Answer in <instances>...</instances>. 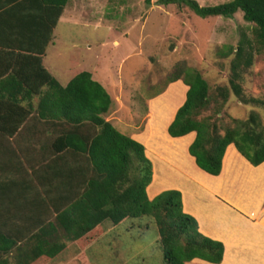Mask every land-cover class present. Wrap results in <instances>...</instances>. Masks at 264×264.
<instances>
[{
	"label": "trees",
	"instance_id": "trees-1",
	"mask_svg": "<svg viewBox=\"0 0 264 264\" xmlns=\"http://www.w3.org/2000/svg\"><path fill=\"white\" fill-rule=\"evenodd\" d=\"M68 2L0 0V47L18 53L43 55ZM151 3L152 0H144L147 7ZM157 3L185 6L203 19L232 17L242 11L243 18L252 23L253 39L245 36L236 46H228L225 54H233L229 87H217L218 95L227 101L232 90L243 103L264 107L263 100L244 95L238 72V69L252 64L254 48L264 50V0H229L204 6L196 0H158ZM40 61L41 58L37 57L40 77L28 75L24 70L17 71V68L12 73L29 82L22 83L27 97L39 98L37 117L64 126L53 142L54 151L83 156L90 175L80 193L68 198L61 208L56 207L52 220L37 221L36 224L31 222L32 217L24 215L23 219L30 221L32 229L15 228L11 231L0 225V264H7L9 254L17 258L14 264H44L66 251L70 242L82 252L104 233L106 221L118 226L141 218L152 220L165 264H187L194 259L220 263L223 243L199 232L196 220L182 212L178 191H162L147 199L145 190L151 182V162L145 156L143 145L105 119L112 103L109 93L86 70L75 74L61 87L40 66ZM176 80L187 87L186 98L168 126V134L177 138L195 132L189 154L201 170L218 175L225 148L230 143L251 164L264 162V126L257 112L251 111L245 119L234 118L231 126L220 128L211 116L200 118L201 113L208 110L211 99L202 75L194 68L183 67L172 74L168 83ZM21 102L17 99L0 101L2 119L14 123L12 129L5 132L10 137L30 115L20 106ZM217 107L220 108L219 103ZM0 166L6 168L7 165ZM17 168L14 166L15 171ZM7 201L2 195L0 202ZM8 205H2L4 211H0V217L8 218L12 223L19 221L21 213L13 211L16 208L12 201ZM78 260L81 264H90L84 253H80Z\"/></svg>",
	"mask_w": 264,
	"mask_h": 264
},
{
	"label": "rangeland",
	"instance_id": "rangeland-1",
	"mask_svg": "<svg viewBox=\"0 0 264 264\" xmlns=\"http://www.w3.org/2000/svg\"><path fill=\"white\" fill-rule=\"evenodd\" d=\"M157 1L147 7L144 0H69L53 33L48 67L54 75L67 76L90 68L113 99L119 88L122 107L114 116H120L115 126L121 131L143 124L149 99L183 67L194 68L207 81L210 106L200 118L211 116L221 128L255 111L264 126V107L243 103L229 88L224 101L217 90L229 87L233 54H225L228 46H236L245 36L253 39L252 23L243 12L203 19L185 6ZM196 1L204 6L229 0ZM238 72L244 95L264 101V50L254 48L252 64ZM65 78L59 75L57 81ZM80 253L90 264H165L157 230L148 218L118 226L106 221L104 233L84 251L70 242L66 251L44 264H81ZM7 259V264L17 260L13 254Z\"/></svg>",
	"mask_w": 264,
	"mask_h": 264
},
{
	"label": "crops",
	"instance_id": "crops-1",
	"mask_svg": "<svg viewBox=\"0 0 264 264\" xmlns=\"http://www.w3.org/2000/svg\"><path fill=\"white\" fill-rule=\"evenodd\" d=\"M52 40L41 56L0 47V101L17 99L22 101L20 106L30 112L10 137L5 132L10 131L14 123L3 120L0 109V165H7L6 168L0 166V198L3 195L8 203L12 201L16 208L13 211L22 215L14 223L0 217V225L11 231L31 228L30 221L23 219L24 215L32 217L33 223L52 220L56 207L61 208L68 198L80 193L90 175L86 158L73 152L54 151L53 142L64 126L37 117L39 98L27 97L22 87L27 79L12 73L17 68V71L40 77L36 62L40 57V66L64 87L81 71L72 76L54 75L46 62ZM85 70L108 92L106 85L94 78L90 68ZM59 75L66 76L62 83L57 81ZM186 89L180 80L167 83L162 92L149 99L143 124L126 132L119 130L143 145L145 156L151 162L152 177L145 190L146 197L150 200L162 191H178L182 212L196 220L199 232L223 243L222 261L214 264H264V162L251 164L230 143L225 148L218 175L201 170L189 154L195 132L177 138L168 134V126L185 101ZM115 93V99L109 93L112 103L104 117L116 128L115 124L121 119L114 114L122 107L119 105L122 96L119 88ZM14 166L19 168L15 171ZM8 203L0 202V211H4L2 205L9 207ZM187 264L211 263L194 259Z\"/></svg>",
	"mask_w": 264,
	"mask_h": 264
}]
</instances>
